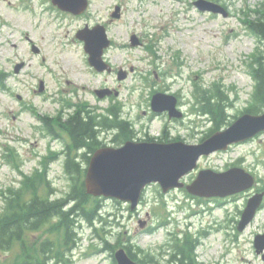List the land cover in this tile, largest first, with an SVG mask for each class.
<instances>
[{"label": "rangeland", "instance_id": "1", "mask_svg": "<svg viewBox=\"0 0 264 264\" xmlns=\"http://www.w3.org/2000/svg\"><path fill=\"white\" fill-rule=\"evenodd\" d=\"M193 1L88 0L82 13L71 14L57 9L51 0H0V212L4 191L19 187L25 175L33 176L35 167L41 170L42 157L62 150L66 142L50 138L37 114L53 116L62 106L65 114L81 105L100 113L117 102L133 124L130 140L175 137L194 144L212 126L197 108L193 96L197 87L199 91L216 89L221 95L226 120L219 129L240 116L250 103L254 85L251 53L262 48L248 33L245 20L249 8L264 0H206L226 7V15L199 10ZM96 23L104 26L111 42L103 51L112 66L110 72H97L88 64L84 43L75 36L85 24L91 28ZM121 68L126 73L119 80ZM40 80L43 87L38 91ZM99 88L112 93L98 98L95 90ZM157 89L178 97L181 119L169 120L166 113L153 115L149 97ZM64 98L74 107L67 108ZM217 99L211 100L216 104ZM263 111L264 105L258 114ZM110 134H100L101 145L124 142L119 137L112 141ZM232 163L254 175L255 181L251 188L230 196L191 198L179 189L160 191L152 183L135 210L116 199L92 196L102 219L93 225L82 220L75 246L61 249L58 261L49 258L46 264H114L112 254L121 245L130 246L137 264H142V251L165 263L167 244L187 235L201 243L195 251L198 264H264L262 253H256L253 245L257 233H264V133L201 157L191 174L202 168L226 170ZM46 173L49 190L39 186L36 192L43 196L51 192L54 199L64 196L70 183L61 156L49 162ZM256 192L262 193V205L250 223L238 230L247 198ZM57 236L47 224L27 235L26 242L35 251L40 241L54 243ZM19 258L18 245L0 249V264H15Z\"/></svg>", "mask_w": 264, "mask_h": 264}, {"label": "trees", "instance_id": "2", "mask_svg": "<svg viewBox=\"0 0 264 264\" xmlns=\"http://www.w3.org/2000/svg\"><path fill=\"white\" fill-rule=\"evenodd\" d=\"M247 17V29L258 37L262 48L258 49L251 58L250 71L255 85L251 93L252 99L244 111L257 113L264 105V4L250 9ZM193 96L198 103L199 112L206 114L207 119L212 121L208 131L210 133L217 131L226 120L224 118L226 105L220 104L221 95L216 89L200 91L197 89ZM216 98L218 102L215 104L211 99ZM86 109L85 107L73 110L64 120L61 119V115L54 119L49 117L44 119L45 126L50 132H53L52 128L57 126L59 130L67 133L71 140L65 146L63 162V169L70 183L68 192L55 199L50 197L51 192L45 196L36 192L35 188L39 186H46L49 190L47 163L43 164L41 171H34L33 176L25 175L19 182V187H10L4 191V210L0 212V249L9 250L14 245H18L21 258L15 261V264H46L45 260L48 261L49 258H53L56 263L61 249H71L75 246L76 228L82 220L93 225L95 220L102 219L98 215L99 203L94 199L91 201L92 197L86 192L83 183L85 172L83 164L88 163L89 155L101 146L99 140L101 133H111L114 140L118 137L124 140L132 137L133 130L130 122L121 116L118 104L111 103L105 108L104 114H91L93 112ZM80 148H86L81 159L76 153L74 154ZM47 224L50 232L58 233L55 242L48 239L42 240L36 250L31 251L29 243L26 242V236ZM94 229L98 233V229ZM197 244L198 241L188 235L182 238L175 237L167 244L170 251L165 263H160L144 251H142L140 262L142 264H198L195 256ZM106 247L112 250L109 244ZM124 247L134 258L130 246ZM55 248L57 252H54ZM113 263H115L114 260Z\"/></svg>", "mask_w": 264, "mask_h": 264}, {"label": "water", "instance_id": "3", "mask_svg": "<svg viewBox=\"0 0 264 264\" xmlns=\"http://www.w3.org/2000/svg\"><path fill=\"white\" fill-rule=\"evenodd\" d=\"M59 9L73 13L84 11L87 0H52ZM199 9L221 12L224 8L215 3L195 2ZM118 10L119 8L116 7ZM116 10V12H117ZM114 12L112 15L117 17ZM76 36L84 41V50L89 54L90 65L97 70H110L102 59L103 49L109 46L105 30L97 24L91 30H78ZM137 43L138 41L135 39ZM37 51L36 48H34ZM18 66L15 67L16 71ZM119 79L125 77V72H118ZM41 89V88H40ZM98 96L109 94L107 90L97 91ZM176 97L160 92L152 96L151 107L154 111L167 110L169 117H180L175 109ZM264 132V111L261 114H241L224 130H217L203 141L188 144L184 141L171 143L142 142L127 140L121 147H101L90 157L83 180L86 192L96 196H106L129 201L131 209L137 206L141 190L152 182L159 183L163 191L173 187H182L180 180L196 167V161L202 155H207L218 149H226L230 143L241 142L252 138L257 133ZM254 178L243 168L231 167L227 171L215 172L209 168L200 170L196 179L185 188L193 195L225 196L249 188ZM262 193L248 198L238 230H243L256 213V208L262 200ZM256 253L264 250V233L257 234L254 239ZM264 259V252L262 253ZM115 259L119 264H136L123 250L118 248Z\"/></svg>", "mask_w": 264, "mask_h": 264}, {"label": "flooded vegetation", "instance_id": "4", "mask_svg": "<svg viewBox=\"0 0 264 264\" xmlns=\"http://www.w3.org/2000/svg\"><path fill=\"white\" fill-rule=\"evenodd\" d=\"M166 136V135H165ZM164 137V134L161 136V137H159V138H163ZM177 138H173V140H176ZM112 141H114V140H112ZM86 152V148H85V150H83L80 154H82V153H85Z\"/></svg>", "mask_w": 264, "mask_h": 264}]
</instances>
